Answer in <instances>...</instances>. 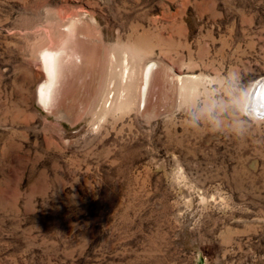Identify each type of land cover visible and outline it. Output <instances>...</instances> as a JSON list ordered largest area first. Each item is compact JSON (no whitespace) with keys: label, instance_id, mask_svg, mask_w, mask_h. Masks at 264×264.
<instances>
[{"label":"rangeland","instance_id":"374dc122","mask_svg":"<svg viewBox=\"0 0 264 264\" xmlns=\"http://www.w3.org/2000/svg\"><path fill=\"white\" fill-rule=\"evenodd\" d=\"M75 13L118 58L79 121L38 103L33 54ZM261 79L264 0H0V264H264Z\"/></svg>","mask_w":264,"mask_h":264},{"label":"bare ground","instance_id":"6f19581e","mask_svg":"<svg viewBox=\"0 0 264 264\" xmlns=\"http://www.w3.org/2000/svg\"><path fill=\"white\" fill-rule=\"evenodd\" d=\"M66 18L59 16L58 21L48 25L47 32L40 35L33 45V54L37 61L39 59L36 67L38 68L36 93L38 103L51 115L64 111L75 121H79L86 115L87 106L90 104L92 108L97 101L98 84H92V79L90 84L89 79L101 71L102 56L104 54L106 57L109 56L111 61L118 58L113 53L110 56L104 48L98 22L93 24L78 13L68 17L69 20H64ZM123 57L122 83L125 86L128 83L130 69L129 57L125 54ZM140 79L138 94L141 106L143 105L140 110L146 112L159 104L161 90L166 82L164 83L161 70L155 64L147 66ZM85 83L88 86L84 85ZM79 91L89 92L88 102L84 101L82 106L79 104L81 93ZM126 95L128 94L123 92L121 99ZM110 107L111 103L109 105L107 99L102 109L108 111ZM247 110L257 115L264 113V79L257 81L250 89Z\"/></svg>","mask_w":264,"mask_h":264}]
</instances>
